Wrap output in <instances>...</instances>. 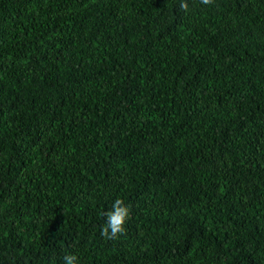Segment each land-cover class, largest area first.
<instances>
[{
	"label": "trees",
	"instance_id": "1",
	"mask_svg": "<svg viewBox=\"0 0 264 264\" xmlns=\"http://www.w3.org/2000/svg\"><path fill=\"white\" fill-rule=\"evenodd\" d=\"M179 3L0 0V264H264V0Z\"/></svg>",
	"mask_w": 264,
	"mask_h": 264
},
{
	"label": "clouds",
	"instance_id": "2",
	"mask_svg": "<svg viewBox=\"0 0 264 264\" xmlns=\"http://www.w3.org/2000/svg\"><path fill=\"white\" fill-rule=\"evenodd\" d=\"M207 4L209 0H202ZM179 6L182 10L189 9L188 0H180ZM130 208L121 199H116L104 213V223L101 228V234L105 237L112 238L122 235L130 218ZM61 264H80L77 254L66 252L61 260Z\"/></svg>",
	"mask_w": 264,
	"mask_h": 264
}]
</instances>
